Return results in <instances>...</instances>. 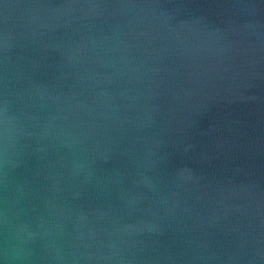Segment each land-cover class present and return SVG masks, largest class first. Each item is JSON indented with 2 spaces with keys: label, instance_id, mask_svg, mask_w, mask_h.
Returning <instances> with one entry per match:
<instances>
[{
  "label": "water",
  "instance_id": "obj_1",
  "mask_svg": "<svg viewBox=\"0 0 264 264\" xmlns=\"http://www.w3.org/2000/svg\"><path fill=\"white\" fill-rule=\"evenodd\" d=\"M0 264H264V0H0Z\"/></svg>",
  "mask_w": 264,
  "mask_h": 264
}]
</instances>
